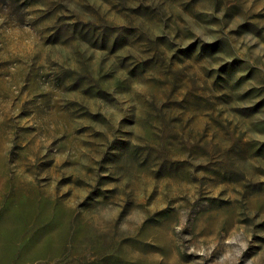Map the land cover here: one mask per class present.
<instances>
[{
	"label": "rangeland",
	"instance_id": "374dc122",
	"mask_svg": "<svg viewBox=\"0 0 264 264\" xmlns=\"http://www.w3.org/2000/svg\"><path fill=\"white\" fill-rule=\"evenodd\" d=\"M0 264H264V0H0Z\"/></svg>",
	"mask_w": 264,
	"mask_h": 264
}]
</instances>
